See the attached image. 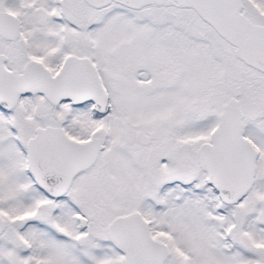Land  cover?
Here are the masks:
<instances>
[{"label": "snow or ice", "instance_id": "snow-or-ice-1", "mask_svg": "<svg viewBox=\"0 0 264 264\" xmlns=\"http://www.w3.org/2000/svg\"><path fill=\"white\" fill-rule=\"evenodd\" d=\"M0 264H264V0H0Z\"/></svg>", "mask_w": 264, "mask_h": 264}]
</instances>
